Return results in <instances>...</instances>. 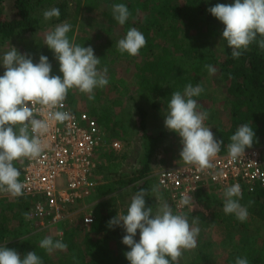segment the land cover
Returning a JSON list of instances; mask_svg holds the SVG:
<instances>
[{"label":"clouds","instance_id":"clouds-1","mask_svg":"<svg viewBox=\"0 0 264 264\" xmlns=\"http://www.w3.org/2000/svg\"><path fill=\"white\" fill-rule=\"evenodd\" d=\"M208 11L225 27L222 38L232 49V57L238 59L257 36L264 37V0H234L231 4L218 3ZM131 13L123 4L113 5V16L120 25H124ZM60 17V9L52 7L43 12L45 21ZM72 25L68 22L57 24L45 37V45L53 51L59 62V75H52V65L45 55H40L34 63L31 54H21L15 47L0 58L5 69L0 76V192L20 197L25 185L19 181L20 170L14 161L22 158L37 159L46 145L42 141L50 130V123H64L74 119L68 111H62L68 91L78 89L94 99V90L103 88L108 83L105 66L98 67L101 59L95 55L91 46L84 47L70 41L68 33ZM144 34L137 28H130L126 36L117 42V50L130 56L139 54L146 46ZM258 46L264 49V39ZM210 74H215L212 65H205ZM201 85L187 84L183 90L171 94L168 112L165 115V127L181 138V159L188 164H195L201 171L213 168V159L221 150L223 140H217L210 127L205 126L207 112L199 110L193 97L203 93ZM42 106L44 111L34 107ZM255 132L245 123L230 137L227 145L229 156L235 160L244 156L245 149L254 143ZM153 191H156L153 188ZM147 192L138 191L131 199L127 214L116 215L108 221V227H122L126 234L122 243L130 248L124 253L129 264H176L183 250L197 247L199 227H192L184 214H174L168 203H163L153 212V207L146 206ZM225 199L223 211L234 214L241 222L248 219V206L242 205V189L239 183L227 187L223 193ZM192 196L182 194L180 206L189 205ZM251 204V202H249ZM25 218H30L25 213ZM89 222V221H86ZM139 230V241L135 239ZM41 248L48 252L66 250L67 245L61 240L48 236L40 241ZM0 264H43L35 251L28 252L23 258L14 249L0 246ZM235 264H249L247 258L237 257Z\"/></svg>","mask_w":264,"mask_h":264},{"label":"trees","instance_id":"trees-1","mask_svg":"<svg viewBox=\"0 0 264 264\" xmlns=\"http://www.w3.org/2000/svg\"><path fill=\"white\" fill-rule=\"evenodd\" d=\"M145 0V8H149L150 4H156V11L154 16L146 18L144 21L137 20L138 30L141 31L146 38V46L140 49L139 56L145 58L146 61L142 66H138L141 73L149 74L154 78L151 82L149 79L143 77L142 89L152 91V93H159V96L164 97L167 104H169L172 92L181 91L185 86L191 83L193 86L200 85V80L192 75L194 71L208 74L205 65H212L215 67L217 74L220 76L225 85L227 98L224 101V111L227 113V124L223 121L218 112L214 113L211 122L208 124L210 130L214 133L217 140H223L221 145V154H227V145L231 143L230 137L235 134L239 126L247 123L255 132L254 143L251 148L264 146V49L258 46V42L264 37L257 36L255 42L249 45L246 51L238 59L232 57V49L228 47L226 40L222 38L224 25L216 19L209 11L208 8L215 6L218 3L231 4L234 0ZM6 0H0V47L5 46L8 42L15 40L21 41L25 35H37L39 32L46 30L49 27L55 28L57 24L68 22L72 25V30L68 33L70 41L84 47H93V39L89 37H79L76 35L77 24L80 16V11L83 6V0H75V12L70 13L69 2L62 0L56 3L55 0H14L12 15L6 17L4 14V5ZM115 4L123 3L125 5L131 4L132 0H114ZM57 7L60 9V17L57 19L53 17L51 20L45 21L43 12L46 6ZM130 7V6H129ZM107 17L113 16L107 14ZM181 25H184L187 30H194L197 32L198 37L203 40L197 44H188V53H196L199 51L207 50L218 42L220 53L224 56L222 59L212 56L210 60H206L203 64L198 65L192 73L177 74L178 56L175 51L171 52L169 48L162 47V44L157 43V36L155 34L163 35L174 40L176 51L185 50V43L178 42L177 39L180 34ZM186 30V32H187ZM167 31V33H166ZM169 35V36H167ZM99 58L101 62L108 58V53L101 52L98 49ZM109 52V49H108ZM32 58L34 63L39 62L40 55L48 57L52 65V75H59L63 78V74L59 70V62L55 58L54 53L50 50L45 42L42 40L37 41L33 45ZM111 54H120L121 56L129 57V54H121L117 49L109 52ZM103 58V60H102ZM104 63V62H103ZM169 83L167 91L163 92L161 85ZM152 84V85H151ZM73 89L68 93L73 95ZM73 98V97H72ZM73 100V99H71ZM72 107V106H71ZM94 114L97 109L94 108ZM139 111V123L143 138L147 142V155L143 164L130 178L117 177L120 164H112L109 172L114 175L111 182L100 185L97 189L99 196H106L115 193L118 189L124 186H132L135 194L140 190H145L148 194L145 197L146 206L153 207V187L155 185V178L151 176V156L154 151L153 145L149 144L150 135L147 132L146 117L147 114L144 110ZM89 113V112H88ZM92 113V112H91ZM90 113V114H91ZM98 113V112H97ZM101 121V119H100ZM99 122V119H98ZM100 123V122H99ZM104 126H108L105 123ZM248 149V148H246ZM262 150V149H261ZM263 158L264 153L262 151ZM21 173V168H19ZM21 179L20 177L18 178ZM18 203H11L9 209L25 220V213H27L31 200L20 196ZM251 202V204H249ZM242 205L248 206L249 215L259 218L264 222V188H258L254 193H245L240 199ZM18 207L17 210H14ZM117 215L116 210L104 202L101 205V210L97 216V222L94 223L95 231H97V242L95 249L90 254L92 260L88 264H129L124 253L130 251V248L122 243V238L126 234L124 229L119 226L113 228L108 227V221ZM237 221L239 227L247 229L248 219L241 223L235 219V215H231L230 221ZM228 221V227L231 226ZM8 235L7 219L0 217V243L4 242ZM116 240L117 249L112 252L111 240ZM136 239V237H135ZM137 240V239H136ZM31 240L10 245L7 248L16 250L23 258L28 252L35 251L37 254L38 249L32 245ZM87 249L85 253L88 255ZM83 254L80 251L79 261L77 264H85ZM100 255L103 256L100 258ZM202 256L195 257L189 264H200ZM254 264H263L261 258H252ZM176 264H181L180 261Z\"/></svg>","mask_w":264,"mask_h":264},{"label":"rangeland","instance_id":"rangeland-1","mask_svg":"<svg viewBox=\"0 0 264 264\" xmlns=\"http://www.w3.org/2000/svg\"><path fill=\"white\" fill-rule=\"evenodd\" d=\"M56 3L62 0H55ZM71 2L72 8L75 4L72 0H67ZM124 1V0H119ZM145 0H132L131 4L126 5L129 9L131 15L128 20L132 22H137V20L144 21L148 17L154 16V10L156 11L155 4H150L149 8H145ZM182 4V1H179ZM14 0H6L4 5V14L6 17H11L12 8ZM114 0H83L84 14L82 19V24L80 30L83 34L89 33L94 36L97 30L90 29L87 30V24L90 22L94 24H99L105 19L102 18L100 12L96 13L99 7L113 8ZM130 6V7H129ZM46 10L52 8V6H46ZM93 19V21H91ZM127 20V21H128ZM99 26V25H98ZM53 27H49L44 31L39 32L37 35H25L21 41L8 42L5 46L0 47V58L10 51L12 47H15L21 54L29 53L33 54V45L39 40L45 42L46 35L53 31ZM100 30V29H99ZM184 25H181L180 34L177 39L178 42L185 43V50L176 51L174 45V40L169 37V46L172 51L180 59V63L176 72L179 74H189L200 64H203L206 60H210L212 56L222 59L224 56L220 53L219 44L216 41L213 47L207 50L199 51L196 53H188V44H197L202 37L197 36V32L194 30L189 31ZM167 33V31H166ZM157 36V43L162 44L166 38L163 35L155 34ZM169 36V35H168ZM104 40L95 41V50H98L104 44ZM98 55L99 53H95ZM5 69L2 64H0V76L3 75ZM198 80H200V85L204 88L203 93L197 97H193L198 103L199 110L208 113V118L206 119L208 124L212 120L216 112L218 116L225 121L227 124L228 116L224 111V101L227 98V92L224 83L222 82L220 76L215 72V74L203 75L194 71L192 73ZM73 95L71 93L67 94L66 100L70 103L73 109L94 112L93 108L89 110V105L91 100L88 99V94L81 93L78 89H73ZM73 97V98H72ZM73 99V100H71ZM152 117L149 118V129L151 136L160 135V140L153 142V158L159 152L165 150L167 153L168 160L174 159L178 155L180 143L179 136L177 133L168 130L164 125L165 115L168 112V107L161 99H157L153 102ZM118 112L120 116L124 114L122 110ZM133 118L126 122L125 125L118 123L117 120L115 124H109V126H103L102 131L107 139V149L102 152L99 156L100 165L95 175V180L97 183V188L102 184H107L112 181L114 175L109 172L112 164H120L117 177L120 178H130L133 174L139 170L146 156L147 146L146 140L143 138L141 130L139 128V112L133 111ZM97 118V117H96ZM103 120V119H102ZM106 123L107 121L104 120ZM121 124V125H120ZM212 130V129H211ZM151 137V138H152ZM152 140V139H151ZM114 141H119L122 144V149L115 151L111 148V143ZM264 153V146H261ZM25 162V158L14 161V166L16 168H22ZM157 167L159 170L158 166ZM157 170V169H155ZM153 172V171H152ZM156 191H153V212L155 213L160 205L163 203H168L172 208L174 214H178L173 208L172 204L168 199V194L164 193L156 184L154 187ZM95 190L92 197L88 198L84 204L80 207L81 210H71V217L69 218L67 224L63 225L62 228H47L36 234H31L28 229L27 218L24 222L19 217L15 211H11L10 204L18 203L19 197H13L9 193L0 192V217H5L7 219L8 235L2 246H10L16 243L31 240V244L35 245L38 249L37 255L42 259L43 264H77L79 261L80 251L83 254V260L85 264H88L92 260L91 253L95 249V244L97 242V231H95L94 226L83 225V217L88 214H93V216H98L101 205L104 202H108L112 208L116 210L117 215L127 214V209L130 206L131 199L135 195L132 186H124L118 189L115 193L106 196H99ZM224 195L207 192L203 193L199 201V209H194L193 211H186L184 214L188 218V222L192 227H199L200 232L197 237V247L191 250H183L182 256L179 258L181 264H189L194 260L195 257L202 256V262L200 264H235L236 258L244 257L247 258L249 264H254L252 258H261L264 262V222L259 218L249 215L248 216V227L244 229L239 227L237 221H230L231 215L225 214L223 211ZM31 207V206H30ZM30 207L28 211L30 210ZM16 207L14 210H17ZM27 211V213H28ZM235 219H237L235 217ZM230 221L231 226L228 227L227 223ZM59 232H63V235H59ZM52 237L55 240H61L67 245L66 250H53L48 252L41 248L40 241L45 237ZM139 230L137 231L136 239L139 241ZM87 249L88 255L86 252ZM112 252L117 249L116 240L113 238L111 240ZM103 256L100 255V258ZM264 264V263H263Z\"/></svg>","mask_w":264,"mask_h":264},{"label":"built area","instance_id":"built-area-1","mask_svg":"<svg viewBox=\"0 0 264 264\" xmlns=\"http://www.w3.org/2000/svg\"><path fill=\"white\" fill-rule=\"evenodd\" d=\"M62 111L70 112L74 119L64 123L52 121L49 132L42 137L45 150L37 159L25 158L21 168L24 187L22 197L31 200L27 218L31 234L47 228H62L71 217V210L80 211L82 204L97 189L95 175L100 165L99 156L107 149V139L96 119L86 111L73 109L65 99ZM37 109H47L35 105ZM208 126L207 120L204 121ZM177 160L167 168L152 172L157 186L166 194L177 213L199 209L203 193L223 194L224 190L239 183L242 195L264 188V158L259 147L245 149L244 156L233 160L229 154L213 159V168L201 171L195 164L184 162L179 153ZM115 151L122 149L119 141L111 143ZM182 194L192 196L189 205L180 206ZM89 221V222H86ZM96 216L83 217V225L92 226ZM59 232V235H63Z\"/></svg>","mask_w":264,"mask_h":264},{"label":"crops","instance_id":"crops-1","mask_svg":"<svg viewBox=\"0 0 264 264\" xmlns=\"http://www.w3.org/2000/svg\"><path fill=\"white\" fill-rule=\"evenodd\" d=\"M74 3L75 0H72ZM69 11L70 13L75 12V6L72 8V3L69 2ZM84 5L82 6V9L80 11V16L77 24V31L76 35L79 37H89L93 39V47H95V41L104 40L105 43L102 44L101 52L108 53V58L106 60H103V62L100 63L98 66L101 70L106 66L108 69L107 72V79L109 80V83L103 87V88H97L94 90V99L91 100V103L89 105V110L91 108H96L97 112L96 114L91 113L92 116L97 117L96 119H99V124L101 128L105 125V121H107L108 126L109 124H115V122L118 120V123H122V125H125L126 122L130 121L131 118H133V111H138V109H142L146 112V124H147V132L150 135V138L148 139L149 144L153 145V142H156L160 140V135L151 136L150 129H149V118L152 117L151 110H153V102L157 99H161L165 105L168 107V104L166 103L164 97L159 96V93H152V91L147 89H142V80L143 77L146 79H149L151 82L154 81V78L145 73H141L138 70V66H142L144 62L146 61L145 58L140 57L139 55L136 56H121L120 54H111L109 52L117 49L116 45L117 42L124 38L126 36L127 31L135 27L138 28V22H132L130 20L126 21L124 25H120L118 21L114 19V16L107 17V14L113 13V8L109 7H99L98 10L95 12H100L102 15V18L105 19V21L94 24V22H90V25L87 24V30H97L94 33V36L92 37L91 34L85 33L83 34L80 30L81 27V21L83 19L84 14ZM93 21V19L91 20ZM83 24V23H82ZM84 25V24H83ZM99 25V26H98ZM100 29V30H99ZM168 36V35H167ZM162 47H167L170 49L169 46V38L166 37V40L162 43ZM109 49V52H108ZM99 50H95L94 52L97 53ZM99 53V52H98ZM126 53V52H125ZM125 53L123 55H125ZM100 54V53H99ZM96 55L98 58L100 55ZM178 66L180 63V60H178ZM178 69V67H177ZM179 74L178 72H175L174 75L176 76ZM152 85V84H151ZM171 85L169 83H163L161 85L162 91L166 92L168 86ZM124 112L122 116L118 114V112ZM139 112V111H138ZM140 115V114H139ZM140 121V117H137ZM101 119V121H100ZM103 119V120H102ZM121 125V124H120ZM140 128V123H139ZM141 130V129H140ZM152 137V138H151ZM152 139V140H151ZM148 146V145H147ZM147 146L146 149V155L147 153ZM153 153L151 156V169L153 172L158 171L157 167H154L155 165L159 167L160 169L167 168L173 164L174 161L177 160V156L174 159L168 160L167 152L163 150L162 152H159L156 155V158H153ZM102 155V153L100 154ZM157 169V170H155ZM156 184V183H155ZM157 185V184H156ZM29 229V226H28ZM3 244L0 243V246Z\"/></svg>","mask_w":264,"mask_h":264}]
</instances>
